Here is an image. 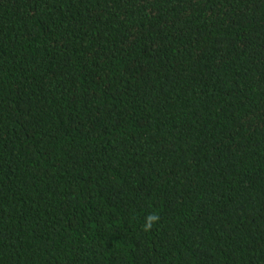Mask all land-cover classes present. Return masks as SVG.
<instances>
[{
	"label": "trees",
	"instance_id": "1",
	"mask_svg": "<svg viewBox=\"0 0 264 264\" xmlns=\"http://www.w3.org/2000/svg\"><path fill=\"white\" fill-rule=\"evenodd\" d=\"M0 264H264V0H0Z\"/></svg>",
	"mask_w": 264,
	"mask_h": 264
},
{
	"label": "clouds",
	"instance_id": "2",
	"mask_svg": "<svg viewBox=\"0 0 264 264\" xmlns=\"http://www.w3.org/2000/svg\"><path fill=\"white\" fill-rule=\"evenodd\" d=\"M159 220V215L156 213L149 214L148 216L145 217V224L143 227L144 231H150L153 224L158 222Z\"/></svg>",
	"mask_w": 264,
	"mask_h": 264
}]
</instances>
